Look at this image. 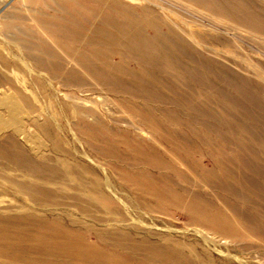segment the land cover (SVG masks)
Here are the masks:
<instances>
[{
    "label": "rangeland",
    "instance_id": "rangeland-1",
    "mask_svg": "<svg viewBox=\"0 0 264 264\" xmlns=\"http://www.w3.org/2000/svg\"><path fill=\"white\" fill-rule=\"evenodd\" d=\"M106 1L126 5L141 17L149 12L155 15L150 19L160 28V43H156L159 51L152 53L157 55L152 61H130L124 58L126 50L113 52L116 60L126 61L121 63L126 81H132L133 72L146 73L145 82L129 87L148 88L154 98L136 97L117 84L116 91H121L115 95L104 85L79 92L65 87L52 74L57 97L68 102L72 112L77 103L93 107L105 140L112 138L107 130L115 131L116 137L110 141L119 154L118 173L111 183L109 160L84 144L83 137L80 142L74 136V125L63 119L66 136L62 145L83 158L113 189L109 193L114 201L106 208L109 212L100 213L106 220L82 221L85 226L73 227L80 228L87 242H97L101 233L126 231L168 249L163 257L149 255L151 260L144 261L142 247L135 250L132 245L119 255L130 264H264V0ZM88 8L100 10L105 18L121 19L99 0H0V49L12 61L31 63L30 59L42 57L45 62L39 44L41 39L51 43V37L41 22L63 16L77 17L80 22L87 17L94 22V13ZM153 34L155 31L147 29L144 35L151 39ZM16 37L28 43L15 41ZM56 51L63 55L62 50ZM163 63L171 69H162ZM10 71L16 80L15 68ZM80 72L85 69L81 67ZM110 73L122 78L117 72ZM19 141L31 154L23 139ZM44 142V157L31 154L40 171L44 161L52 163L48 158H59L50 142ZM133 149L140 156H134ZM147 156L157 157V165L177 167L193 187L180 183L169 167H150ZM6 167L0 165V175L3 171L10 175L0 176V215L19 209L45 217L59 212L60 208L33 205L17 186V179H12L22 176L21 171L13 165ZM20 176L18 181L23 180ZM204 176L210 181H204ZM147 181L154 188L170 186L187 197L192 195L196 206L203 209L201 215L206 216L195 218L183 208L159 203L142 187ZM0 264L14 261L0 256Z\"/></svg>",
    "mask_w": 264,
    "mask_h": 264
},
{
    "label": "bare ground",
    "instance_id": "bare-ground-1",
    "mask_svg": "<svg viewBox=\"0 0 264 264\" xmlns=\"http://www.w3.org/2000/svg\"><path fill=\"white\" fill-rule=\"evenodd\" d=\"M99 2L116 11L121 19L105 18L100 10L88 8L94 13L91 17L98 24L95 21L94 23L92 18L82 17L83 22H80L77 17L63 15L59 17L60 20L41 22L43 29L51 37V43L41 39L39 44V50L46 58L45 62L42 57L30 59L31 63L12 61L0 49V88H5L0 90V162L3 166L10 168L13 165L15 170L21 171L22 176L14 172L23 180L18 181L17 176L12 179H17V186L29 197L33 205L60 208L58 213L51 212L47 217L32 215L19 208V211L13 210L14 214L3 212L5 214L0 215V256L7 261H14V264L18 260L21 264H93L88 257L97 264H130L119 255L132 245L135 250L142 247L140 252L144 261L151 260L148 259L149 255L156 258L160 254L163 257L168 250L165 246L136 236L141 240L139 241L126 231L101 233L97 242H87L79 233L80 228L73 227L85 226L86 223L82 221L106 220L100 213L109 212L107 205L111 206L114 200L109 193L111 186L105 185L100 173L96 175L83 158L62 145L66 136L63 119L67 118L74 125L77 131L74 136L79 141L83 137L84 144L100 151L99 155H104L106 160H109L110 173L113 176L109 177L111 183L115 173H118L116 162L119 154L116 144L110 141L116 137L115 131L107 130L112 138L106 137L105 140L100 127L101 120L93 107L77 103L73 106L75 112H72L69 103L57 97L52 74L55 72V80L60 79L65 87L77 89L79 92H84L87 87L104 85L111 95H115L121 91H116L117 84L125 86L128 91L131 90V94H136V97L154 98L153 91L147 90L148 88L134 85L129 87V84L135 83L139 86V82H145L146 73L133 72L130 76L132 81L128 82L123 78L127 76V72L121 64L126 61L114 58L115 54H123L125 50L124 58L130 61H152L157 56L152 53L159 51L156 43H160L157 38L160 28L150 19L155 16L154 13L149 12L146 17H141L126 5L111 4L106 0ZM163 23L165 24L164 21ZM5 27H8V24ZM147 29L155 31L151 39L144 35ZM20 33L25 32L20 30ZM17 39L18 37L15 41ZM162 39L168 42L170 40L165 36H162ZM23 41L28 43L27 40ZM5 46L9 47L10 44L5 42ZM57 49L62 50V56ZM13 67L17 72L16 80L9 73ZM81 67L85 72H80ZM161 67L164 70L171 69L170 65L164 63ZM45 71H50V78ZM110 71L121 74L122 78L116 77ZM67 73L69 75H66ZM36 113L38 118L35 117ZM90 117L93 119H89ZM29 126L36 131L31 132ZM19 138L23 139L31 154L43 157L47 151L45 139L50 142L59 158H48L52 161L48 164L44 161L47 155L43 160L44 169L37 170L36 160L31 157ZM102 144L105 147H102ZM179 151L175 153L178 154ZM140 154L137 150L133 151L134 156ZM146 158L150 167H169L178 175L180 183L193 187V182L177 167L157 165L160 161L155 156ZM2 175L10 176L4 171ZM126 178L129 179L128 176ZM164 178L162 175V179ZM204 181L210 180L204 176ZM136 184L140 186L139 183ZM173 185L181 188L178 183ZM142 187L159 203L168 204L175 209L183 208L195 218L206 216L201 215L203 209L196 206L195 197L192 195L187 197L170 186L154 188L151 181L145 182ZM108 216L110 220V214Z\"/></svg>",
    "mask_w": 264,
    "mask_h": 264
}]
</instances>
